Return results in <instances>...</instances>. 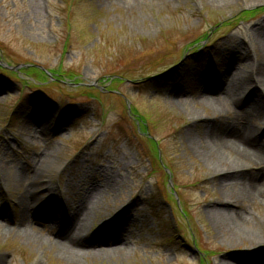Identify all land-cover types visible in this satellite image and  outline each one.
Returning <instances> with one entry per match:
<instances>
[{
	"label": "rangeland",
	"instance_id": "374dc122",
	"mask_svg": "<svg viewBox=\"0 0 264 264\" xmlns=\"http://www.w3.org/2000/svg\"><path fill=\"white\" fill-rule=\"evenodd\" d=\"M263 34L264 0H0V64L13 67L0 69V264L264 262V194L219 182L185 136L216 116L211 101L224 121L247 115L264 133L262 114L209 89L227 70L234 89H243L241 76L249 84ZM223 155L229 167L245 165ZM46 156L52 163L39 178L47 191L36 190L43 214L32 218L39 247L11 230L34 181L29 170ZM114 165V174L104 171ZM245 171L242 180L260 176ZM102 180L116 192L90 193ZM220 201L250 220L239 226L253 241L215 225L208 208ZM82 202L102 209L88 235L122 225L124 257L84 250L68 260L48 241Z\"/></svg>",
	"mask_w": 264,
	"mask_h": 264
},
{
	"label": "bare ground",
	"instance_id": "6f19581e",
	"mask_svg": "<svg viewBox=\"0 0 264 264\" xmlns=\"http://www.w3.org/2000/svg\"><path fill=\"white\" fill-rule=\"evenodd\" d=\"M226 2V0H224ZM252 2L263 1V0H250ZM264 35V34H263ZM258 53H254L251 56L252 64L249 67L248 73L250 76L249 84L244 76L238 78L242 80L243 89H234V80L230 79L229 71L227 70L220 79L214 80L210 86L212 95L224 92L227 97H231L234 100H241L244 104L248 105L249 113H260L264 116V38L258 36ZM246 59L248 53H246ZM231 74V73H230ZM244 84L246 85L244 90ZM208 88V87H207ZM206 93L205 95H208ZM210 107L214 110L213 118L209 119L206 128L203 133L198 131L195 133V127H199L200 122H195L193 126H189L187 133H185L188 143L191 145L194 153L200 157L205 163H207L214 173L220 174L219 182L222 184L229 182L230 180H238L246 191L245 194L248 197L260 196L264 194V133L254 132V128L249 126V120L246 116L242 117L237 113L230 114L226 120L225 117L220 113L221 103L218 101H211ZM248 113V112H247ZM46 116V113H44ZM234 116V118H232ZM44 121L39 124L45 127ZM194 127V128H193ZM197 130V129H196ZM235 155L239 160L244 162L245 165L229 167L225 161L223 154ZM53 156H46L37 166H31L29 172L33 173L34 181L28 187V190L21 195L19 204L24 208L20 222L18 223L17 229L14 228L11 231H17L18 235L22 236L26 241L32 242L39 247H43V239L35 235V231L32 229V218L36 215L43 214L42 207L38 206V195L36 190L43 187V192L47 191L46 184L43 179L39 178V175L44 173V169L52 163ZM48 162V163H47ZM47 163V164H46ZM46 164V165H45ZM45 165V166H44ZM257 167L260 172L259 177H253L251 179H243V174L246 172V167ZM118 169V166H113L104 171H111ZM103 170V169H102ZM22 171L16 173L17 176H22ZM47 173V172H46ZM262 173V174H261ZM231 182V181H230ZM116 188L112 186L111 181L102 180L97 183L90 193H101V194H114ZM234 204L228 201H220L216 204L211 205L208 208V214L211 216L213 222L217 227H223L230 235H233L240 239H247L250 241L254 240V234L242 230L240 224H248L250 220L247 219L244 214L238 211H232ZM102 209L94 204L92 207L86 204V202L80 203V205L69 214L70 209L67 211L65 224L63 228L55 235L54 240L48 241L57 246L58 253L64 256L66 259L71 260L73 257L78 256L80 251L94 250L95 253H112L119 256L126 255V246L128 244L127 236L123 231L122 225H117L116 228H112L111 224L103 226L106 227L108 233L99 236L98 238L92 237L85 233V226L93 222L97 214ZM56 220L50 213L49 221ZM62 222V223H63ZM3 225L0 224V228ZM90 238V242L88 239ZM3 257H0L2 262ZM241 260V259H240ZM254 261V260H253ZM235 264H258L252 262L248 257L242 259ZM259 264H264L260 262Z\"/></svg>",
	"mask_w": 264,
	"mask_h": 264
},
{
	"label": "trees",
	"instance_id": "16d2710c",
	"mask_svg": "<svg viewBox=\"0 0 264 264\" xmlns=\"http://www.w3.org/2000/svg\"><path fill=\"white\" fill-rule=\"evenodd\" d=\"M41 73V72H40ZM43 74H46L44 71H43ZM52 74V73H51ZM52 76H53V74H52Z\"/></svg>",
	"mask_w": 264,
	"mask_h": 264
}]
</instances>
